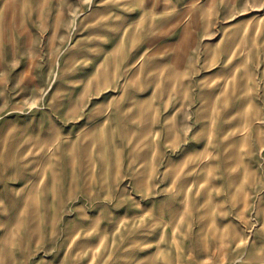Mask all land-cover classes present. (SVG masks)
Here are the masks:
<instances>
[{"label":"rangeland","instance_id":"1","mask_svg":"<svg viewBox=\"0 0 264 264\" xmlns=\"http://www.w3.org/2000/svg\"><path fill=\"white\" fill-rule=\"evenodd\" d=\"M0 264H264V0H0Z\"/></svg>","mask_w":264,"mask_h":264}]
</instances>
